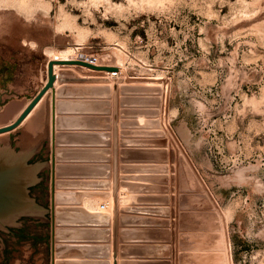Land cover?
I'll return each instance as SVG.
<instances>
[{
	"label": "rangeland",
	"instance_id": "rangeland-1",
	"mask_svg": "<svg viewBox=\"0 0 264 264\" xmlns=\"http://www.w3.org/2000/svg\"><path fill=\"white\" fill-rule=\"evenodd\" d=\"M75 47L164 90L180 264H264V0H0V127L45 82L49 51ZM25 134L0 145L23 152ZM40 232L26 216L0 231V264H49V243L18 236Z\"/></svg>",
	"mask_w": 264,
	"mask_h": 264
},
{
	"label": "crops",
	"instance_id": "crops-1",
	"mask_svg": "<svg viewBox=\"0 0 264 264\" xmlns=\"http://www.w3.org/2000/svg\"><path fill=\"white\" fill-rule=\"evenodd\" d=\"M75 48L79 52L82 51V48ZM60 71H65L64 74L70 77L109 79L107 82L86 81L70 83L76 85H108L110 94L107 100L104 99L105 95L103 94H97L94 98H79L78 100L86 103L92 101L98 104L84 105L76 111L77 113L71 112L67 114L68 117L76 116L82 119L72 129L66 130L68 133L81 135L76 138L73 145L69 146L71 149L78 150L69 163H72L71 165H80L81 167L76 170V178L71 177L67 178V180L95 181L112 185L114 176L115 108L113 82L109 78L110 73L77 65L61 66ZM120 74L124 76L122 70ZM61 85L63 84H57L56 81V88ZM127 85H142V83H127L125 81L119 83L116 111V169L119 209L116 232L117 264H180V236L182 231L180 215L183 209V190L177 172L171 171V168L175 167L176 161L173 163L169 160L167 163L170 168L167 173L170 180L165 184L163 180L159 179L162 174L159 173L158 169L154 168L158 165H163L160 164L162 160L160 154L156 152L159 148L152 146L151 141H154V138L145 137L142 134L145 131H154L153 128L145 127L144 124L150 118L136 112L145 108H142L137 103L130 104L127 102V99L131 96L126 93L123 94L121 91V88ZM49 92L51 94V91ZM68 100L77 99L69 98ZM50 101L51 98L46 103L45 108L43 109L44 106L42 107L43 110L40 109L34 114L26 127H21L20 125L16 129V131H19L22 128H26L24 137L26 141L23 153L27 158L28 164L34 166L33 178L35 182L29 187V192L35 199L37 207L31 214L25 216L33 218L36 223L38 222L41 225L39 235L20 233L18 236L24 239L27 237L33 238L34 245L38 244L39 249H41V244L48 245L49 225L46 217V207L49 205L50 196L48 188L50 168L48 157L51 147L52 114ZM158 119H160L162 124L161 129L164 130L167 122H169L167 114L165 115L161 111V116ZM16 131L14 130L8 134H13ZM15 140L10 144L11 146L15 145V149L19 151L22 149L21 145L23 144L16 146L18 141ZM173 148L174 144L170 142L168 146L170 156V150H173ZM166 185L169 187V192L163 193L162 188ZM79 191L86 193V191L90 190ZM165 197L169 198L168 205H165ZM81 201L80 206L88 211L112 214V199L106 200L85 195ZM96 201L99 205L93 206ZM106 202V209L101 211L99 209L100 204ZM166 209L171 213L169 218L171 226L169 227L155 221L156 219H167L162 217ZM85 223L78 226H70L71 229L80 231L73 233L75 237L69 239L67 244L80 246V248L74 249L75 252L70 254L66 260L80 262L81 264H113V219L110 218L108 226L105 225V222L98 221H86ZM42 228L45 229L43 230Z\"/></svg>",
	"mask_w": 264,
	"mask_h": 264
},
{
	"label": "water",
	"instance_id": "water-1",
	"mask_svg": "<svg viewBox=\"0 0 264 264\" xmlns=\"http://www.w3.org/2000/svg\"><path fill=\"white\" fill-rule=\"evenodd\" d=\"M82 51L87 52L82 48ZM55 65L67 66L77 65L86 67L96 71H106L110 73V80L113 82L114 92V108H115V129H114V176L113 184L95 181H69L67 178L75 177L76 170L80 165H71L69 163L75 157L76 149H71L69 146L73 145L76 138L81 136L77 133L71 134L66 130L72 129L82 119L80 117H68L67 114L82 108L84 105H97L96 102H83L79 98L89 97L94 98L97 94L105 95V100L109 98L110 87L108 85H76L71 82H107L109 79L98 78H82L70 77L64 72L57 73ZM121 68L116 65L97 64L94 60L84 61L82 59H51L48 65H45V82L41 89L30 100L29 104L19 115V117L11 124L0 127V134L5 132H12L16 130L35 106L40 102L44 95L51 91V136H50V153H49V182H50V196L49 205L46 208V217L49 223V264H81L80 262H70L66 258L73 254L74 249L80 246H70L67 244L69 239L75 237L78 229H71L70 226H78L86 224L85 222H105L108 226L110 218L113 219V264H117V217L118 209V188H117V169H116V155H117V104L119 97V83L132 82L135 79L120 74ZM59 82L63 85L56 88L55 83ZM123 94H128L131 97L127 99L130 104L137 103L145 109L136 111L150 118L144 122L145 127L153 128L154 131H145L142 134L145 137L159 138L152 142V146L158 149L156 151L160 154L162 160L155 169H158L160 175L159 179L163 180L165 184L169 182V149L167 148L169 140L167 133L161 129L162 124L160 119L161 108L164 106L163 99L160 97L164 90L161 86L144 85V86H126L121 88ZM89 95V96H86ZM134 95V97H133ZM138 96V97H135ZM75 98L77 100H68ZM58 99V100H57ZM49 102V101H48ZM104 104V103H103ZM107 106L108 104L105 103ZM133 112V111H132ZM137 124V123H136ZM48 161V163H49ZM34 166L28 164L27 158L23 152H19L10 143H2L0 145V231L10 230L11 226H15L18 220L25 215L31 214L37 207L35 199L30 195L29 187L35 182ZM74 175V176H73ZM79 190H90L86 193ZM111 191V192H110ZM163 193L169 192V187L162 188ZM100 197L106 200L112 199V214L107 212H91L80 206L83 196ZM165 205L169 204V198L165 197ZM171 213L168 209L165 210L163 218L156 219L157 223H162L165 226H171ZM86 218V219H85ZM91 224V223H89ZM169 241V240H168ZM172 254V253H170Z\"/></svg>",
	"mask_w": 264,
	"mask_h": 264
},
{
	"label": "bare ground",
	"instance_id": "bare-ground-1",
	"mask_svg": "<svg viewBox=\"0 0 264 264\" xmlns=\"http://www.w3.org/2000/svg\"><path fill=\"white\" fill-rule=\"evenodd\" d=\"M80 48V47H79ZM83 53L82 51L79 52V50L77 48H70L64 51H55V50H50L49 51V55L51 58L54 59H65V60H73V59H77L79 54ZM92 56V55H91ZM96 62H98V60L96 59ZM100 64V63H99ZM48 65V64H47ZM68 66V65H67ZM61 70V66L60 65H55V71L57 73L60 72H64V71H60ZM59 82H57L58 84ZM50 92H48V94L44 95L43 98L40 100V102L35 106V108L30 112V114L25 118V120L22 122L21 127L25 126L28 122H30V120L32 119V117L34 116L35 113H37V111H39L40 109H42V107L48 102V100L50 99ZM29 104V103H28ZM27 106V105H26ZM26 108V107H25ZM24 108V109H25ZM23 112V110H22ZM21 112V113H22ZM20 113V114H21ZM19 117V116H18ZM4 122V121H3ZM2 124V123H1ZM6 126V125H5ZM4 127V126H2ZM16 131V130H15ZM8 133L10 132H5V133H1L0 134V139H2L3 137H5ZM89 204L92 205V203L89 202ZM99 205L98 202L96 201L95 204L93 206H97ZM100 207V206H99Z\"/></svg>",
	"mask_w": 264,
	"mask_h": 264
},
{
	"label": "built area",
	"instance_id": "built-area-1",
	"mask_svg": "<svg viewBox=\"0 0 264 264\" xmlns=\"http://www.w3.org/2000/svg\"><path fill=\"white\" fill-rule=\"evenodd\" d=\"M78 58L82 59L84 61H92V60H94L96 62V58L93 55L91 56V55H89L88 53H85V52L80 53ZM106 206H107V202L106 203H102V204H100V208L99 209L101 211H104L106 209Z\"/></svg>",
	"mask_w": 264,
	"mask_h": 264
}]
</instances>
